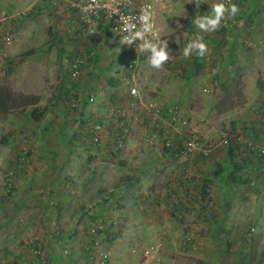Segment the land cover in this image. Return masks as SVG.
<instances>
[{
	"label": "rangeland",
	"instance_id": "rangeland-1",
	"mask_svg": "<svg viewBox=\"0 0 264 264\" xmlns=\"http://www.w3.org/2000/svg\"><path fill=\"white\" fill-rule=\"evenodd\" d=\"M146 1L170 59L153 68L149 51L136 89L146 104L174 107L186 120L202 151L191 158L176 152L168 158L160 142L147 144L149 123L133 124L115 154L92 147L86 129L94 113L122 104L128 92L124 47L106 32L68 45L53 31L43 0H0V40L8 28L11 37L30 39L12 59L0 53V95L8 93L0 105V264H264V157H252L244 145L246 139L264 145V0H233L239 13L225 14L214 32L191 22L217 0ZM197 36L205 55L184 57ZM29 51L38 56L22 67ZM79 51L94 58L74 92L94 100L73 109L64 98L62 60ZM127 107L138 112V105ZM22 151L24 165L17 163ZM134 177L129 195L122 192L120 180ZM164 197L177 205L164 208V222L123 234L126 218L118 211H140L149 224L156 198Z\"/></svg>",
	"mask_w": 264,
	"mask_h": 264
},
{
	"label": "built area",
	"instance_id": "built-area-1",
	"mask_svg": "<svg viewBox=\"0 0 264 264\" xmlns=\"http://www.w3.org/2000/svg\"><path fill=\"white\" fill-rule=\"evenodd\" d=\"M49 7L53 23L57 27L66 29L69 37L64 40H75L73 34L80 32L78 42L88 41L87 36L106 32L113 36L115 42L121 44L124 49L122 52L123 63L121 66L124 74V84L127 86L128 92L126 96H121V103L115 107L103 109L100 115L94 113L90 123L86 129V138L92 147H103L106 152L115 154L119 152L127 138V133L133 124H148L149 129L145 133V142L154 146L160 142L161 151L166 157H172L174 153L182 157H193L197 152L201 151L199 138L191 131L187 130L188 124L186 120L179 117L176 108L166 105H160L156 101L146 104L142 101L136 89V77L138 76V68L140 61L147 56L150 50L138 47L142 41L134 40L131 44L121 43L120 37L123 35L118 31L117 23L121 16H131L132 22L136 24L137 30L142 28V24L138 19L141 10H147L146 6L153 5L146 0H43ZM210 0H206L209 2ZM235 3L233 0H225V3ZM236 4V3H235ZM154 11V10H153ZM26 13L15 16H25ZM14 15H8V19H14ZM117 30V31H114ZM58 31V30H57ZM11 30L8 28L2 38V47L0 53L7 54L8 49L12 45ZM128 35L127 32L124 33ZM72 45V44H71ZM94 58L93 52L87 53H67L65 54L62 65L66 75L64 89V98L73 102V109L79 103H91L94 100L92 93H87L85 98H81L79 94L74 92L75 84L80 80L81 73L85 71L87 64ZM73 94V96H72ZM83 104V105H85ZM138 105V112L130 114L128 107ZM96 114V115H95ZM160 128L162 137L160 136ZM161 138V139H159ZM175 139L178 144H175ZM235 141L243 144L240 137H235ZM226 143V141H225ZM244 145L252 157H264V145L258 146L253 139H246ZM202 152V151H201ZM26 152L22 151L18 157V163L24 165L26 161ZM204 156L206 152H203ZM12 173L6 175L7 186H12ZM174 197V195H172ZM174 203H177L174 199ZM178 204V203H177ZM176 205V204H175ZM174 205V206H175Z\"/></svg>",
	"mask_w": 264,
	"mask_h": 264
},
{
	"label": "clouds",
	"instance_id": "clouds-1",
	"mask_svg": "<svg viewBox=\"0 0 264 264\" xmlns=\"http://www.w3.org/2000/svg\"><path fill=\"white\" fill-rule=\"evenodd\" d=\"M147 10L142 9L138 15V19L142 24V28L137 30L136 24L132 22L131 16H121L119 21L118 31L123 35L120 37L121 43L131 44L134 40H140L142 43L138 46L141 51L148 49L151 52L148 58V63L151 67L159 69L170 59L169 52L165 50L166 40L161 41L160 33L156 28V14L149 4L146 6ZM240 9L235 3H225V0H217L211 4L210 11L204 15H196L191 22L199 30L205 32H214L221 25L225 19V14L229 17H235ZM163 22V21H162ZM114 31H117L114 29ZM128 35L125 36L124 33ZM158 43L162 44L158 50ZM207 51V45L202 38L197 36L191 40L182 50L184 57H189L195 52L196 55L203 57Z\"/></svg>",
	"mask_w": 264,
	"mask_h": 264
},
{
	"label": "crops",
	"instance_id": "crops-1",
	"mask_svg": "<svg viewBox=\"0 0 264 264\" xmlns=\"http://www.w3.org/2000/svg\"><path fill=\"white\" fill-rule=\"evenodd\" d=\"M54 28L55 29H53V31L57 34V37H69V34H68L66 29H62V27H57L55 25H54ZM0 32H2V31L0 30ZM73 37H75V40H78L80 37H83V36L81 35V31H80V32H75L73 34ZM1 43H2V40H0V47L2 45ZM29 43H30V39L27 38V37H13L12 36V45L10 46V48L7 51L8 56H10L11 59L13 57L17 56L20 53V51H19L20 47H22L24 44L29 45ZM76 43L79 44L78 41H76ZM69 44H73V42L68 41V45ZM64 50H67V49L64 48ZM29 56L30 57L27 56L25 61L22 63V67H25L23 65L28 64L29 58H34V57L38 56V54L37 53H34V54L32 53ZM175 144H178V140L177 139H175ZM197 157H198V160L203 161L202 157H200V156H197ZM189 164H191V163H189ZM196 165L197 164H193V166H195V167H196ZM188 167H190V166H188V165L187 166L186 165H183V166L176 165V168H177L176 170L177 171L184 170V168H188ZM171 170H175L174 167H172ZM120 182L123 185V187H122L123 191L122 192L125 193L127 191V194L129 195L130 187H132L134 184L138 183V178H136V177H134L133 179L132 178L131 179L128 178L124 182H123V179H121ZM128 201H130V200H128ZM171 202L169 203L166 200L165 197H164V199L156 198V201H155L156 208L152 209L154 216L151 215L152 218H154L155 220H154V222L148 220L150 225L147 224V220L146 221H144V220L141 221L140 220L141 216H143V215H141L142 212H140V211H137V210L132 211V212L127 211V210L118 211V215L121 218H126V220L122 223L123 228L121 229V231L124 232L123 233L124 235H126V234H142L143 232H150L152 229L154 230V228L157 227L156 223H159V225H160L165 220V216L166 215H165V212H163L164 208L166 209L168 207V209H171V207L174 206V204H171ZM175 206H177V205H175ZM128 214H131L132 218H129ZM142 223H144V224L146 223V224L143 226Z\"/></svg>",
	"mask_w": 264,
	"mask_h": 264
},
{
	"label": "trees",
	"instance_id": "trees-1",
	"mask_svg": "<svg viewBox=\"0 0 264 264\" xmlns=\"http://www.w3.org/2000/svg\"><path fill=\"white\" fill-rule=\"evenodd\" d=\"M31 53L32 52L29 51L27 53V55H30ZM202 68H203L202 65L197 64L196 67H195V74H199L202 71ZM5 92H7V91L5 90ZM7 98H8V93L7 94L6 93H4V94L1 93V95H0V105H3V107H4V104L7 101ZM0 109H2V108H0ZM31 116L33 117V119H35V120L37 119V117L34 115L33 112L31 113ZM1 144H5V140H3L1 142ZM231 181L236 182V179L231 178ZM32 249L36 252V255H39V253H40V247L39 246L33 247ZM13 264H17V263H13Z\"/></svg>",
	"mask_w": 264,
	"mask_h": 264
}]
</instances>
